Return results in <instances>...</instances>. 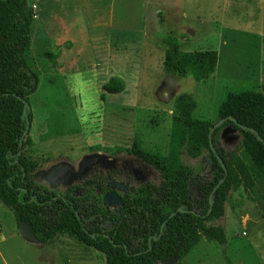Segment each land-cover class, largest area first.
<instances>
[{
	"label": "rangeland",
	"instance_id": "374dc122",
	"mask_svg": "<svg viewBox=\"0 0 264 264\" xmlns=\"http://www.w3.org/2000/svg\"><path fill=\"white\" fill-rule=\"evenodd\" d=\"M231 1L236 8L228 11L230 2L216 0H31L38 17L26 61L39 83L29 97L33 122L26 151L42 163L37 181L60 194L110 169L126 170L137 182H159L158 170L124 149L137 144L167 155L179 94L194 96L195 118L216 122L229 93L262 91L264 0ZM171 38L184 51L217 50L215 72L199 81L167 73ZM114 75L126 88L106 93L103 86ZM241 141L231 126L216 136L227 151ZM179 158L199 181L213 179L207 151L194 158L185 145ZM108 186L104 205L119 211L123 182ZM197 189L192 185L194 201ZM217 223L226 230V244L202 238L188 254L176 253L158 264H264V176L251 189L230 188ZM0 264L109 263L102 252L69 234L49 245L37 241L0 200Z\"/></svg>",
	"mask_w": 264,
	"mask_h": 264
},
{
	"label": "trees",
	"instance_id": "16d2710c",
	"mask_svg": "<svg viewBox=\"0 0 264 264\" xmlns=\"http://www.w3.org/2000/svg\"><path fill=\"white\" fill-rule=\"evenodd\" d=\"M36 15L31 0H0V200L14 211L18 222L27 224L34 238L45 245L69 234L102 252L109 264H158L176 253L188 254L202 238L226 244V230L217 222L225 214L228 190L241 185L251 189L264 176V84L262 91L231 92L219 106L218 120L234 116L255 132L228 119L213 132L218 155L209 138L218 120L195 118V98L183 92L175 100L167 155L137 144L124 149L158 170L159 182H137L126 170L110 169L96 171L60 194L37 181L35 173L42 163L26 151L32 140L29 97L39 83L37 73L26 61ZM167 43V73L192 75L199 81L215 72L217 50L184 51L175 38ZM103 87L106 93H118L125 90L126 83L114 75ZM101 98L105 99V93ZM223 126L234 127L242 135L239 145L229 151L216 143ZM185 145L194 158L208 152L213 179L199 181L193 167L180 161ZM118 179L125 191L116 211L104 205L103 197L109 191L108 184ZM192 185L198 186L195 201L191 198ZM211 199L214 203L209 212ZM180 207L181 212L177 211ZM173 211L177 212L170 217ZM108 222L113 223L110 228Z\"/></svg>",
	"mask_w": 264,
	"mask_h": 264
},
{
	"label": "water",
	"instance_id": "95a60500",
	"mask_svg": "<svg viewBox=\"0 0 264 264\" xmlns=\"http://www.w3.org/2000/svg\"><path fill=\"white\" fill-rule=\"evenodd\" d=\"M27 105H28V103H26V106H27ZM24 112L26 113V110H24ZM228 119H230L231 121L235 122V123H236L238 126H240L241 128L248 129V130H250V131H252V132H255V130H254L253 128L246 127L245 125L239 123V122L236 120V118H235L234 116H228V117H225V118H222V119L218 120V121L213 125V127L211 128L210 133H209L210 146H211L212 150L214 151V153H216V154H217V151H216V148H215V146H214L213 137H212V136H213V132L215 131L216 128H218L219 126H221V125H222L223 123H225ZM29 129H30V122H28V125H27V130H29ZM256 134H257V133H256ZM257 137H258L259 139H262V137H261L259 134H257ZM217 155H218V154H217ZM219 160L221 161L223 167L225 168L226 166H225V164L222 162V159H221L220 157H219ZM225 169H226V168H225ZM221 183H222V181H220V182L218 183V185L215 187V189L218 188V187L220 186ZM210 203H211V208H210L209 212H211V210H212V205H213V203H214L213 199L210 200ZM182 210H183V208L180 207L177 211H180V212H181ZM177 211H173V212L170 214V217H173V216L176 214ZM22 224H23V223H22ZM23 225H24L25 228L28 229L30 235L33 236V233H32V231L30 230L29 226H28L27 224H23ZM33 237H34V236H33Z\"/></svg>",
	"mask_w": 264,
	"mask_h": 264
},
{
	"label": "crops",
	"instance_id": "0c3cea01",
	"mask_svg": "<svg viewBox=\"0 0 264 264\" xmlns=\"http://www.w3.org/2000/svg\"><path fill=\"white\" fill-rule=\"evenodd\" d=\"M209 1H213V0H209ZM230 2L231 4H230V6L229 7H226L227 8V10L229 11V10H231V8L233 7V8H236V6H233V3H232V1L231 0H216V2ZM35 5H36V3H35ZM38 17V13H37V15H36V18ZM235 21V20H234ZM63 35V34H62ZM65 36V35H64ZM69 38V37H68ZM121 49H123V47L121 48ZM110 50H113V48L111 49L110 48ZM65 52V51H64ZM114 54L116 55V56H118V54H120V48H117V47H115V49H114ZM62 56H63V54H62Z\"/></svg>",
	"mask_w": 264,
	"mask_h": 264
}]
</instances>
